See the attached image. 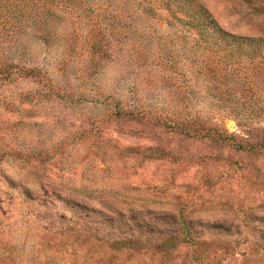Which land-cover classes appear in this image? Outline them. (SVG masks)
<instances>
[{
  "label": "rangeland",
  "instance_id": "rangeland-1",
  "mask_svg": "<svg viewBox=\"0 0 264 264\" xmlns=\"http://www.w3.org/2000/svg\"><path fill=\"white\" fill-rule=\"evenodd\" d=\"M196 1L226 63L168 0L0 33V264H264V0Z\"/></svg>",
  "mask_w": 264,
  "mask_h": 264
},
{
  "label": "trees",
  "instance_id": "trees-1",
  "mask_svg": "<svg viewBox=\"0 0 264 264\" xmlns=\"http://www.w3.org/2000/svg\"><path fill=\"white\" fill-rule=\"evenodd\" d=\"M61 0H0V33H3L6 30L10 31L17 27H22L31 17H34L36 20L40 21L42 25L41 29H44L46 26L47 17H52L54 12V5L59 4ZM170 3L168 5V9L173 11H179L183 13L186 17V21L184 24L191 29L196 30V34H198L197 38L199 43L208 42V47H211V51H213L214 55H216L215 59L218 64L226 63V55L221 52V48L225 47L226 43L231 40H238L239 43L244 42L246 39L243 37H238L232 35L231 33L225 31L221 26L218 25L217 20L207 11L201 2L196 0H168ZM168 4V3H167ZM186 8L189 11L184 12L181 7ZM177 6V8H174ZM45 13V14H44ZM43 14V15H41ZM180 18V17H178ZM45 23V24H44ZM93 52H98V48H101L100 45L94 41L91 45ZM215 64V62H213ZM9 67L7 65H3L0 62V79L8 80L12 76V65L8 62ZM205 66V65H204ZM209 70L213 68V66H205ZM23 73L26 74H35L40 77L45 76L44 72L40 68H32V69H24ZM31 72V73H29ZM52 85V83H51ZM50 85V86H51ZM49 94H54L55 91L50 89ZM117 117L128 116V115H136L134 110L128 108L126 110L119 109L115 112ZM194 121V120H190ZM186 124V120H183V117H176V121L174 122V126L176 128H183ZM193 126V125H192ZM207 136H214L220 140H227L233 138V135H228L220 132L219 130L210 129ZM264 146V145H263ZM184 226L187 229V238L193 239L192 233L194 232V223L190 220H186L184 222Z\"/></svg>",
  "mask_w": 264,
  "mask_h": 264
}]
</instances>
